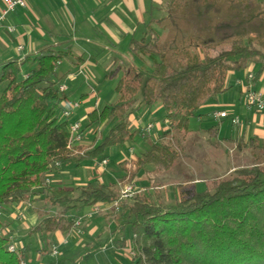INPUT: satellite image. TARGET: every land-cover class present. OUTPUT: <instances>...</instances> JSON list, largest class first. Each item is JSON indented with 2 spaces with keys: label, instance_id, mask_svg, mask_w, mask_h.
Masks as SVG:
<instances>
[{
  "label": "trees",
  "instance_id": "obj_1",
  "mask_svg": "<svg viewBox=\"0 0 264 264\" xmlns=\"http://www.w3.org/2000/svg\"><path fill=\"white\" fill-rule=\"evenodd\" d=\"M161 8L162 16L144 23L142 37L130 43L131 53L149 61V68L122 66L118 101L88 113L84 128L68 121L71 111L65 116L68 110L59 92L65 74L59 73L58 65L72 55L71 48L44 45L33 57L0 67V264H21L25 251L12 244L11 231L2 221L4 207L36 201L60 212L42 217L29 235L69 233L83 220L78 219L76 226L78 220H68V212L109 206L122 226L130 228L131 264H264V169L259 165L207 181L210 186L206 182L203 192L178 189L179 198L170 206L138 193L120 201L117 211L113 204L119 193L99 182L74 189L53 182L63 165L78 166L99 157L105 148L131 140L136 133L131 132L130 116L140 107L160 103L167 127L186 129L208 99L229 90L230 75L255 63L259 68L252 82L264 73V1L168 0ZM210 45L229 48L215 56L201 55L200 50ZM28 62L33 68L23 74L21 66ZM109 121L114 122L99 145L86 152L73 151L87 129ZM73 125L78 126L79 142L73 140ZM178 159L173 146L154 143L118 168L125 183H133L146 166L155 173L168 172ZM12 245L15 253L8 251Z\"/></svg>",
  "mask_w": 264,
  "mask_h": 264
},
{
  "label": "rangeland",
  "instance_id": "obj_2",
  "mask_svg": "<svg viewBox=\"0 0 264 264\" xmlns=\"http://www.w3.org/2000/svg\"><path fill=\"white\" fill-rule=\"evenodd\" d=\"M28 1L32 0H27V4ZM167 1L107 0L109 7L104 10L96 7V0H82L83 3L77 8L55 9V15L51 14L47 23L52 22L53 24H50L58 30L53 29L50 36L47 35L46 44L51 46L58 42L59 49L71 48L72 56L63 58L58 65L59 73L65 74L62 84L66 85L67 90L62 96L64 110L71 111L67 118L69 122H79L84 128L88 123L87 108L100 111L103 107L118 101L116 86L122 66L131 64L144 70L149 68V61L131 53L130 43L132 39L139 40L144 32V23L138 27L137 22L143 20L146 23L151 18L153 20L160 18L163 10L161 7L165 6ZM39 2L40 0L31 2L37 17L41 15L42 10L47 12L44 5L37 7ZM142 10L147 12L145 16L141 14ZM26 11L28 12L29 8ZM58 19L62 25L60 28L57 26L60 24ZM104 19L109 21L110 30L113 32L112 20L117 24L124 23L126 27H122L121 30L124 36L117 39L109 35L102 25ZM114 27L115 33H119L121 27L116 24ZM227 48L229 47L226 45H210L202 48L200 54L215 56ZM78 57L81 59L79 62ZM251 65L249 70L254 66L258 70V63ZM32 68V63H25L21 66V72L27 73ZM234 77L230 75L227 79L232 88L208 99L188 120L186 129L167 127L164 122L165 111L160 103L151 108L140 107L130 116L131 132L136 133L131 140L123 145L105 148L102 155L95 159H85L78 166L73 162L63 165L59 172L55 173L53 182H59L57 187L73 189L88 183L101 182L107 189L119 193L121 185L127 181L123 180V173L119 170L118 164L140 156L154 143L173 146L179 153L178 161L168 172L163 173H155L151 171L152 166H146L133 184L140 190L139 194L142 197L164 206L173 205L178 200V189L191 190L193 187L197 192H203L207 184L209 185L207 181L228 178L236 169L253 165H259L264 169V111L247 110L243 102L242 104L237 101L238 93L242 92L247 84L242 80L239 86H234ZM248 83L252 88H258V92L261 90L259 88L263 87L262 84L254 85L251 81ZM227 95L234 101L235 110L225 105ZM74 105L77 106L74 108ZM221 109L225 110L228 118H215V114ZM233 118L238 119V125L231 124ZM113 122L109 121L102 127L94 125L87 129L83 141L75 143L77 146L73 151L86 152L99 145L102 135ZM149 124L152 125L151 132L141 136L140 133L144 132ZM164 128L170 129L169 133H163ZM159 129L163 130L162 135ZM240 144L244 145L239 146ZM257 146H261L262 149L256 148ZM102 160H106L107 164L101 165ZM155 185L164 187L153 191L151 188ZM108 207L95 205L71 210L66 214L68 220L82 219L87 223L93 220L86 216L95 209H102L98 215H104L106 210L108 214L106 220L98 219L96 217L98 215L93 216L100 220H95L93 229L88 230L85 227L86 223H83L69 233L47 235L44 232H37L29 235L28 231L20 227L25 223L28 228H32L42 217L60 212V209L47 206L41 201L13 207L5 206L2 221L11 231L12 244L25 248L23 260L26 264H131L130 228L128 225L122 226V221H119L117 216L114 217L115 214L112 215ZM59 237L65 240L63 244L59 242ZM54 246L57 249L55 257L51 255ZM37 256L41 257V262L36 260Z\"/></svg>",
  "mask_w": 264,
  "mask_h": 264
},
{
  "label": "crops",
  "instance_id": "obj_3",
  "mask_svg": "<svg viewBox=\"0 0 264 264\" xmlns=\"http://www.w3.org/2000/svg\"><path fill=\"white\" fill-rule=\"evenodd\" d=\"M32 1H28V4H27V0H25L24 9L23 8H18V9H15L14 12L9 13L7 15L5 21L2 23V26L0 27V67L3 64L8 63V62L20 63V62H22V60L25 57H30L31 58V57H33V55L35 53H37L39 51V49H41L44 45H47L46 44L47 43V35L50 36L49 34H51L54 31L53 29L57 28V27L55 28L52 25L53 24L52 22L47 23L49 21V17L51 16V14L55 15V9L58 10V9H63V8H68V7L77 8L78 6H80L83 3L82 0H40L39 4H37V7L40 6V5H44L45 7H47V12L42 10L41 15L39 14L38 17H37V16H35L36 14L34 13L35 12V8L32 9V5H31ZM96 1H97V3H95L96 7H99V8L101 7L104 10L109 7V3L107 2V0H96ZM92 4L94 6V3H92ZM2 7L3 6H2L1 0H0V9ZM27 8H29L28 12L26 11ZM31 14H32V16H31ZM141 14L143 16H145L147 14V12L145 10H142ZM29 16L32 17L33 19L31 20V18ZM28 18H29V20H28ZM58 20H59L60 24L57 25V26L60 28V27H62V25H61L60 19H58ZM111 22H112L111 26L113 27L114 32L110 30L111 29L110 26H109L110 23H109V21L107 19H104V21L102 23L103 27L108 32V34L111 35L112 37H116L117 39H118V37L120 38V37L124 36L123 32H121L122 27L123 28L126 27L125 25H123L124 23L123 24H117L113 20ZM50 23H52V24H50ZM143 23H145V22H143V20L140 21V22H137L138 27H141ZM115 24L118 27H121L120 32L117 33V34L115 33V27H114ZM136 25H135V27H136ZM8 27H14L15 32L14 33H8V31H7ZM138 27H136V28H138ZM57 30H58V28H57ZM127 35L130 38L132 37L129 34H127ZM62 43L63 42H61V44ZM52 45L59 46L60 43L56 42V43H54ZM18 46H22L23 47V51L22 52H18L17 51ZM77 54H79V53H77ZM78 59L80 60L79 57H78ZM78 59H77V61H78ZM256 71H257L256 67L254 66V68L251 67L250 70L248 69L246 72L245 71L244 72H240V74L243 73V75H239V74H236V73L232 74L231 75L232 77L235 76L234 77L235 78V83H233L234 86H236V85L239 86L242 83L241 81L243 80V81H245V83L247 84L248 87H251L249 85V83H248L249 80L246 79V77H247L248 74H252L253 75ZM24 74H26V73H24ZM252 83L254 85L262 84L263 87L261 85L260 87H262V88H259V89H261L260 92L263 93L264 92V73L261 75V77L256 82H252ZM227 85H228L229 90H230L232 88V85H230L229 83H227ZM251 89L258 92V88L254 89V88L251 87ZM228 96L229 95H227L225 97V99H226L225 100V105L227 107L229 106L230 108L235 110L234 101L231 100V98L228 97ZM237 101L239 103L243 102V100L241 98V92L238 93ZM247 110H248V108H247ZM91 111H92L91 108H87L86 109V114L90 113ZM224 111L225 110L221 109L219 112H224ZM215 118H217L216 114H215ZM226 118H228V116ZM226 118H223V119H226ZM164 130H165V128H164ZM162 131L163 130L159 129L160 133ZM166 131L167 130H165V132H163V133H166ZM161 135H162V133H161ZM151 171H153V170H151ZM158 186L155 185L151 189H153V191H154V190H159L160 188L164 187V186L160 187V185H158ZM107 212L108 211H106L104 213V215H98L96 217L98 219L100 218V220H106V216H107L106 214H108ZM90 219L93 220L90 223H87L84 220L81 223V225L83 223H86L85 227L88 230L93 229V225L96 223L95 220L96 221H100V220H97V219H95L93 217L90 218ZM20 227L23 228L24 231H28V232L33 228V227L32 228H30V227L28 228V225L25 224V223H22V226H20ZM55 234H59V233H55ZM59 239H60L59 242L63 244V242L65 240H63L61 237H59ZM36 260L39 261V262L42 261L41 257H39V256H37Z\"/></svg>",
  "mask_w": 264,
  "mask_h": 264
},
{
  "label": "built area",
  "instance_id": "obj_4",
  "mask_svg": "<svg viewBox=\"0 0 264 264\" xmlns=\"http://www.w3.org/2000/svg\"><path fill=\"white\" fill-rule=\"evenodd\" d=\"M2 3V8L0 9V27L2 26V23L5 21L7 15L9 13H12L15 11V9L18 8H24L25 7V0H1ZM8 33H14L15 29L14 27H8L7 28ZM18 52H22L23 51V47L22 46H18L17 48ZM247 79L249 81H252L253 79V75L252 74H248L247 75ZM67 90L66 85L63 84L59 87V92L64 93ZM241 98L243 100L244 105L248 108V109H254L257 112H263L264 111V94L262 92H257L252 90L250 87H246L242 92H241ZM77 105H74V108ZM69 111H67V113H65V116H68ZM216 117L223 119L226 118L227 115L225 112H218L216 113ZM231 124L233 125H238L239 121L237 118H233L231 119ZM78 126L77 125H73L71 127V132L73 134V140L75 142H79L80 138L79 136L76 135L75 131L77 130ZM152 128V125H148L144 132L145 133H149L150 129ZM101 165H106V161H102ZM140 192V190L137 189L136 185H134L133 183H125L123 185H121V190L119 191V197L117 199V201L113 204V209L115 211H117L118 209V204L120 201H124V200H130L132 199L136 194H138ZM94 212H98L97 209L94 210ZM75 225L78 226L79 225V220L75 222ZM8 251L11 253H15L16 252V248L12 245L8 247ZM51 255L52 256H56L57 255V249L56 247H52V251H51ZM21 264H25L24 262H21Z\"/></svg>",
  "mask_w": 264,
  "mask_h": 264
}]
</instances>
